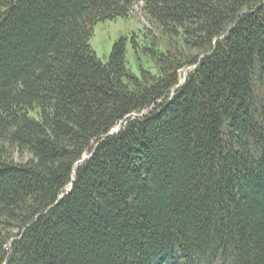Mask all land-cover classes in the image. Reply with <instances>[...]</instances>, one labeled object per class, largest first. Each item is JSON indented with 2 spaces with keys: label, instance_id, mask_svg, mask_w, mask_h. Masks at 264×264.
<instances>
[{
  "label": "trees",
  "instance_id": "1",
  "mask_svg": "<svg viewBox=\"0 0 264 264\" xmlns=\"http://www.w3.org/2000/svg\"><path fill=\"white\" fill-rule=\"evenodd\" d=\"M0 264H264V0H0Z\"/></svg>",
  "mask_w": 264,
  "mask_h": 264
},
{
  "label": "rangeland",
  "instance_id": "2",
  "mask_svg": "<svg viewBox=\"0 0 264 264\" xmlns=\"http://www.w3.org/2000/svg\"><path fill=\"white\" fill-rule=\"evenodd\" d=\"M141 3L134 6L129 17H117L114 20L97 22L93 26L89 44L96 56L103 62L108 58L112 45L120 36L127 38L125 66L132 73L139 75L140 68L155 71V64L146 55L138 52L136 55L132 49L131 39L135 37L140 46H145L151 39L155 40L164 49L166 41L160 31L153 28L140 11ZM146 33L148 36L146 37ZM180 43V41H177ZM180 45V44H179ZM187 69L179 73V81H182ZM16 158V156H15ZM18 160V157L16 158Z\"/></svg>",
  "mask_w": 264,
  "mask_h": 264
},
{
  "label": "water",
  "instance_id": "3",
  "mask_svg": "<svg viewBox=\"0 0 264 264\" xmlns=\"http://www.w3.org/2000/svg\"><path fill=\"white\" fill-rule=\"evenodd\" d=\"M111 134H113L112 132H109V133H107V135H111ZM90 157V156H89ZM89 157H87V158H89ZM83 160H85V158H83L81 161H79L80 163L81 162H83ZM72 183V182H71ZM71 183L69 184V189H68V191L70 190V188H71ZM62 196H63V194H61L60 196H59V199L60 198H62Z\"/></svg>",
  "mask_w": 264,
  "mask_h": 264
}]
</instances>
